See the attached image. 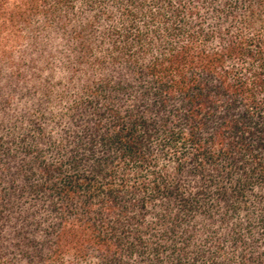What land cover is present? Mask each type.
<instances>
[{
    "label": "trees",
    "instance_id": "trees-1",
    "mask_svg": "<svg viewBox=\"0 0 264 264\" xmlns=\"http://www.w3.org/2000/svg\"><path fill=\"white\" fill-rule=\"evenodd\" d=\"M0 264H264V0H0Z\"/></svg>",
    "mask_w": 264,
    "mask_h": 264
}]
</instances>
